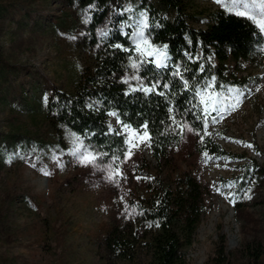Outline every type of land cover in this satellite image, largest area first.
Here are the masks:
<instances>
[{
	"label": "rangeland",
	"instance_id": "1",
	"mask_svg": "<svg viewBox=\"0 0 264 264\" xmlns=\"http://www.w3.org/2000/svg\"><path fill=\"white\" fill-rule=\"evenodd\" d=\"M139 1L122 0L116 11ZM187 3L195 26L227 9L216 0ZM90 10L76 0H0V264H147L139 243L127 262L107 252L104 236L112 226L122 229L135 221L139 202L156 189L157 179L174 185L184 172L200 183L204 204L193 242L185 248L189 264H209L219 234L230 264H264V53L230 62L243 82L220 92L235 104L227 89H240L239 106L207 117L205 133L229 154L198 150V132L187 125L192 131L183 129L167 159L156 161L149 142L133 148L127 161L103 157L98 166L84 165L72 155L76 137L82 150L88 146L84 136L52 123L45 98L55 89L73 91L93 64L96 46L85 23ZM106 27L96 29V38ZM109 119L118 131L128 124ZM108 164L114 175L120 173L115 180L107 178Z\"/></svg>",
	"mask_w": 264,
	"mask_h": 264
},
{
	"label": "trees",
	"instance_id": "2",
	"mask_svg": "<svg viewBox=\"0 0 264 264\" xmlns=\"http://www.w3.org/2000/svg\"><path fill=\"white\" fill-rule=\"evenodd\" d=\"M76 1L92 6L86 27L89 40L96 46L94 60L85 67L73 91L55 89L47 98L48 119L83 135L84 143L95 151L108 153L104 156L107 159L113 155L122 159L128 148L125 134L109 131L110 112H116L120 121L141 132V126L148 125L150 153L158 162L168 158L170 147L182 137L183 131L172 123L173 118L179 125L192 126L198 132V150L213 155L229 154L205 133L203 109L192 85L200 87L211 77L223 88L241 84V78L230 71V62L237 65L242 59L264 53V36L257 27L246 17L223 8L216 10L205 26H195L189 21L187 0H140L120 13L116 9L122 0ZM140 13L147 14L150 25L145 31L149 44H143L142 52L146 55L167 45L166 68L156 69L151 63L139 70L129 66V56L140 62V53L129 39ZM102 23L107 24L106 34L96 38V29ZM176 66L189 81L188 89L183 79L173 76ZM133 76L140 79L133 80ZM125 78L127 84L123 82ZM154 79L170 84L168 89H157L164 96L130 91L149 87ZM203 213L202 187L191 173H182L174 185L157 179L156 189L139 202L135 221L122 229L112 226L104 236V245L109 254L127 262L132 261L133 248L139 243L148 256L147 264H189L185 248L193 242ZM218 239L209 264H230L224 236L219 234Z\"/></svg>",
	"mask_w": 264,
	"mask_h": 264
},
{
	"label": "snow or ice",
	"instance_id": "3",
	"mask_svg": "<svg viewBox=\"0 0 264 264\" xmlns=\"http://www.w3.org/2000/svg\"><path fill=\"white\" fill-rule=\"evenodd\" d=\"M218 4H223L224 7L227 8L230 12L234 11V14L239 17H246L249 19L258 29V33L262 36H264V0H216ZM92 7V6H90ZM85 11H88L86 9ZM90 19V17H89ZM87 19L85 20V23H87ZM135 24V31L132 33V36L129 37L134 44H135V50L137 53H140V62L133 60L131 56H129L130 61V67L139 70L145 63H151L154 64L156 69H163L168 67V52H167V45H164L163 48L160 49H153V51H149L146 53V55L142 52L141 49V42L143 44H149V41L145 37V31L150 27L148 22V16L146 13H140V17L134 21ZM101 35H105V33H101ZM72 39H75V37H72ZM117 47H121L117 45ZM127 51V49H125ZM148 57H152L151 60L148 59ZM201 71H203V66H201ZM174 77L179 76L181 79L184 80V87L185 89L189 88V81L187 79H184L183 74L180 72L179 66H176L175 71L172 73ZM133 80H139V76H133L131 77ZM195 78H193L194 80ZM124 83H128V78H125L123 81ZM163 87L164 89H168L170 87L169 83H162L160 80L154 79V82L149 87H141V88H130V91H143L145 95L148 94H157L160 96H164L165 93L163 91H157V89ZM194 90V95L196 97H202L204 93H209L210 99L208 101H201V105L203 107L205 117L204 122L207 124V117L213 112H220L222 110H226L227 107H231L233 110H235L236 107L239 106V97L243 95V92L235 87H230L227 89L228 93L235 94V98L237 103L233 104L230 103L231 96L229 97H223V93L220 91H215L217 87L220 89H223V85H217L216 78L211 77L210 80H205L203 85L200 87H196L195 84L192 85ZM259 90V89H257ZM128 93H125L127 95ZM47 100V97L45 98ZM204 105H210V106H204ZM91 107V105H89ZM172 109H169V112H171ZM110 116H113L116 118L115 122L117 124H123L122 121L119 119V114L116 112H110ZM200 117H197L199 119ZM173 124H177L178 127L181 128V131H183L184 128H187L188 131H192L191 127H188L187 125H179L178 122L173 118L172 120ZM148 125H142L141 129L143 134L139 135V132L137 130H133L131 125L123 124L121 131H116L112 127V125H109V131L110 132H116L117 135L122 134H128L124 140V143L128 145V151L126 154H124V159L127 161L130 159L132 154V149L137 148L140 146V143H149L151 140V136L149 132L147 131ZM138 140L139 143H136L135 141ZM74 147L72 149V155L76 157L79 161V163L84 165H97V160L103 159L104 156H107L108 153H100L95 154L93 152L88 151L89 146H83L82 150V141L79 140L78 137H76L73 141ZM149 146L150 143H149ZM250 147V145H248ZM18 155V154H17ZM207 155V154H205ZM55 159V157H53ZM120 159V157L113 155L112 160L116 161ZM98 166V165H97ZM106 170L108 171V179L109 180H115V175H120L119 171L116 172L114 175L112 172V164L106 165ZM45 175H48L49 173L45 172ZM231 185H227V187H230ZM219 191V189H217ZM251 190L249 189V192ZM230 199V202L234 203L235 198L233 197L232 193H229L226 197ZM246 198L251 199L250 195H246ZM157 227L159 224L156 225Z\"/></svg>",
	"mask_w": 264,
	"mask_h": 264
}]
</instances>
